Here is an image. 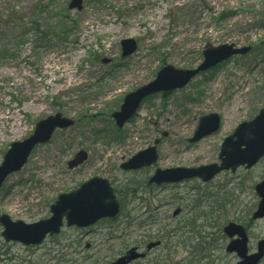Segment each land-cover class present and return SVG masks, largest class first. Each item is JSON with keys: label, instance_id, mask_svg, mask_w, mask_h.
<instances>
[{"label": "rangeland", "instance_id": "rangeland-1", "mask_svg": "<svg viewBox=\"0 0 264 264\" xmlns=\"http://www.w3.org/2000/svg\"><path fill=\"white\" fill-rule=\"evenodd\" d=\"M69 1L0 0V44L14 49V57L0 56V163L10 144L29 137L38 121L55 113L75 121L36 146L5 179L0 215L25 223L48 218L59 194L92 177L109 181L120 212L89 228L64 226L37 246L5 242L0 235V264H110L133 246L147 256L129 264H234L238 257L224 250L227 239L220 234L229 221L246 227L254 251L264 238V220H249L264 158L204 183L156 186L147 180L156 168L219 163L222 140L264 110V0H83L81 10L69 9ZM13 11L14 30L8 24ZM34 19L41 20V29L51 27L49 43L32 29ZM126 38L136 50L122 56ZM222 44L251 50L199 73L183 88L152 95L123 128L115 127L111 113L127 93L153 80L163 66L197 67L205 48ZM208 113L220 116V128L189 143L198 119ZM156 139L158 158L151 166L120 168ZM78 150L87 152V160L68 169ZM217 197L226 201L224 211L212 212L220 215L218 225L199 235L178 229L207 212ZM176 208L181 212L173 217ZM156 240L160 245L146 250Z\"/></svg>", "mask_w": 264, "mask_h": 264}, {"label": "water", "instance_id": "water-1", "mask_svg": "<svg viewBox=\"0 0 264 264\" xmlns=\"http://www.w3.org/2000/svg\"><path fill=\"white\" fill-rule=\"evenodd\" d=\"M69 9L81 10L82 0H70ZM122 55L127 56L136 50L133 39L121 41ZM249 46L236 48L233 44H222L208 47L203 50V61L194 69H176L171 65L161 68L155 78L136 90L125 95L118 111L112 113L117 127L121 128L138 110L142 101L152 94L161 91H171L184 87L199 72L208 70L218 63L227 60L233 55L245 54ZM74 121L63 117L60 113L50 115L36 123L33 133L22 141L12 142L3 155L0 163V188L8 175L19 171L27 162L30 152L37 144H44L50 140L56 128H67ZM220 127V117L217 113H210L200 117L193 136L188 140L194 143L201 138L215 133ZM139 151L126 162L120 165L124 170H136L150 166L157 160L156 144ZM264 156V110L250 121L241 122L233 133L224 138L219 159L220 164L211 163L198 167L157 168L149 178V183L180 182L190 178H200L203 181L212 179L222 170L230 169L232 172L239 166L251 168ZM87 159L84 150L78 151L67 162L72 169ZM255 191L260 200L252 219L264 218V177L255 185ZM119 212V202L109 181L102 177H92L82 183L77 189L61 193L50 206V217L34 223H25L22 220H12L8 215H0L2 227L1 236L6 242L17 241L23 245H38L47 235L60 232L64 222L66 226L87 227L102 218H113ZM179 210L174 211V215ZM224 233L236 239L230 240L226 246L229 253L235 252L239 261L235 264H258L264 257V238L257 242L256 251L248 252V238L245 228L234 222H229L223 228ZM159 242L148 244L151 248ZM142 256L131 248L126 255L119 257L112 264H127L129 261Z\"/></svg>", "mask_w": 264, "mask_h": 264}, {"label": "trees", "instance_id": "trees-1", "mask_svg": "<svg viewBox=\"0 0 264 264\" xmlns=\"http://www.w3.org/2000/svg\"><path fill=\"white\" fill-rule=\"evenodd\" d=\"M14 14H15V12L13 11L8 16V24L11 25V27H12L13 30H14V22H16L17 19H18L17 16L14 17ZM60 14L63 15L62 12ZM39 22H41V20L34 19L32 21V23H31L32 29L34 30L35 33H37L39 40H42L45 43H49L51 41V36L49 34L50 31H51L50 30L51 27L50 26H46V28L41 29L40 26H42V25L39 24ZM58 22H57V25H58ZM60 29H62V34H67L68 33L67 32V28L65 26L63 28H60ZM10 46H12V45H7V44H4V43L3 44H0V56L5 57V58H12V57H14V55L11 53V51H13L14 49L10 48ZM225 203H226V201H225V198L224 197H222L220 199H217V200H213L212 204L209 206L210 207L209 210L207 211L208 213L207 212H203V215L202 216L194 215L192 218H190L187 221H185L181 225V227H179L178 229H180L182 232L192 233V234H195L196 233V234L199 235L200 232H203L204 228H207V227H209L211 229L214 228V225H218V222H219L218 220H220V215L219 216L217 215V217H214L212 215V212L215 209L220 210V211H224L225 210L224 209ZM211 220H213V222ZM200 227H201V229H199ZM178 229H177V231H178ZM173 232H176V231H173ZM220 234L224 238V235L221 233V231H220ZM208 235L210 237L211 233H209ZM181 236H183V234H181ZM201 238L202 237H198V240L201 239ZM188 239L191 241L190 238H188ZM186 240L187 239H185L183 242H186ZM190 241L188 242V246L189 247H192V249H194V246L190 243ZM199 241H203V240H199ZM209 250L210 249H208V251ZM205 257H206L205 255H202L199 258V260L200 259H203Z\"/></svg>", "mask_w": 264, "mask_h": 264}, {"label": "flooded vegetation", "instance_id": "flooded-vegetation-1", "mask_svg": "<svg viewBox=\"0 0 264 264\" xmlns=\"http://www.w3.org/2000/svg\"><path fill=\"white\" fill-rule=\"evenodd\" d=\"M133 247H136V248H137V250H138L139 252H141V253H142V254H141L142 256H140L141 258L139 257L140 259H145V258H146V256H147V253H146V252H144V251H141L140 247H138V246H133ZM151 249H152V248H151ZM146 250H148V251H149L150 249H146ZM126 251H127V250H126ZM126 251H125V252H123L122 254L126 253ZM122 254H121V255H122ZM136 259H137V258H136ZM137 260H138V259H137Z\"/></svg>", "mask_w": 264, "mask_h": 264}]
</instances>
